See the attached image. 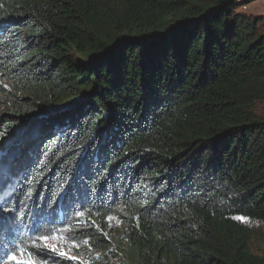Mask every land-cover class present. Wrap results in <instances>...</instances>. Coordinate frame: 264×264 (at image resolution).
<instances>
[{
  "label": "trees",
  "instance_id": "1",
  "mask_svg": "<svg viewBox=\"0 0 264 264\" xmlns=\"http://www.w3.org/2000/svg\"><path fill=\"white\" fill-rule=\"evenodd\" d=\"M249 1L0 0L15 91L0 243L71 227L101 253L58 264H264V17L238 10ZM115 215L126 258L100 228Z\"/></svg>",
  "mask_w": 264,
  "mask_h": 264
},
{
  "label": "rangeland",
  "instance_id": "2",
  "mask_svg": "<svg viewBox=\"0 0 264 264\" xmlns=\"http://www.w3.org/2000/svg\"><path fill=\"white\" fill-rule=\"evenodd\" d=\"M238 10L240 12L252 13L255 15H260L264 17V0H250L243 7H239ZM0 113L6 111V104H8L9 100L13 96L12 93H15L14 87L11 83L5 81L0 78ZM256 112L260 116H264V101L259 102L257 104ZM80 212L79 215H81ZM84 215V213H83ZM80 224H84V221H80ZM102 231L106 232V237L111 242V246L108 248L111 251V254L116 256H120L126 258L128 252L127 248H123L125 246L126 233L128 229L127 220L119 215H115L112 219L107 218V223L100 225ZM256 237L254 238V249L258 253H264V223H255L253 226ZM72 229L67 227H61L56 231V235L59 237L58 239H49L47 241H39L40 246L44 247L47 244L50 247H57L59 252H65L68 257L75 256L77 259L82 262H88L91 260V257L95 255L97 256L100 252V249L94 247L90 242L87 243L77 241L72 236ZM96 248V249H94ZM57 251H49V254H53V260L51 261H43L39 258H36V264H58V260L63 258L69 260L70 258H65L59 255Z\"/></svg>",
  "mask_w": 264,
  "mask_h": 264
},
{
  "label": "snow or ice",
  "instance_id": "3",
  "mask_svg": "<svg viewBox=\"0 0 264 264\" xmlns=\"http://www.w3.org/2000/svg\"><path fill=\"white\" fill-rule=\"evenodd\" d=\"M81 215H83V213H81ZM109 219H112V217H109ZM238 219L241 222H246L244 217H239ZM50 238L58 239L59 237L55 233L51 235H41L33 239L32 245L29 246L24 241L18 243V238L13 235V237L7 241V246L0 243V264H36V258L46 260L43 253L49 251L59 252L58 246L50 247L45 244L43 248L38 249L36 243L39 241H47ZM85 243H87V241H85ZM59 255L65 258L77 259L75 256L68 257L65 252H59Z\"/></svg>",
  "mask_w": 264,
  "mask_h": 264
},
{
  "label": "water",
  "instance_id": "4",
  "mask_svg": "<svg viewBox=\"0 0 264 264\" xmlns=\"http://www.w3.org/2000/svg\"><path fill=\"white\" fill-rule=\"evenodd\" d=\"M46 117V115H43L41 117L38 116L37 117H33V118H29L27 121H28V125L27 127L23 130V135L22 137H19V139H17V141L14 143L15 145L16 144H19L23 141V139L28 136L30 134V132L33 131V129L37 126V124L41 121V119H44ZM25 136V137H24Z\"/></svg>",
  "mask_w": 264,
  "mask_h": 264
}]
</instances>
